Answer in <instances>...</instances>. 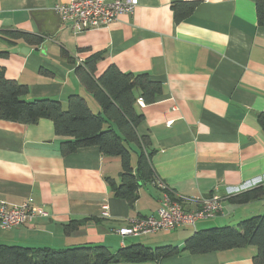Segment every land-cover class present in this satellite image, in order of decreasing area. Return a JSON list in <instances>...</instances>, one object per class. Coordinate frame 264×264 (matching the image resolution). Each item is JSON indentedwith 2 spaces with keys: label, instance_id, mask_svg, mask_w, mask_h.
I'll return each mask as SVG.
<instances>
[{
  "label": "crops",
  "instance_id": "crops-1",
  "mask_svg": "<svg viewBox=\"0 0 264 264\" xmlns=\"http://www.w3.org/2000/svg\"><path fill=\"white\" fill-rule=\"evenodd\" d=\"M63 1L0 0V52L8 53L0 57L4 77L27 86V102L51 99L65 108L68 96L80 95L93 113L100 109L75 75L92 54L104 52L96 77L114 65L123 73L158 80L161 96L151 105H136L143 115L136 130L150 142L143 151H153L149 162L156 179L186 211L213 196L223 209L212 219L197 221L194 229L124 238L121 245L118 228L158 209L156 186L140 187L130 207L114 197L106 182L119 184V158L105 157L96 147L62 156L63 139L49 120L34 125L0 120V201L20 205L32 199L48 214L15 229H0V245L54 250L103 245L112 253L134 244L181 249L194 232L236 227L261 215L264 197L244 204L231 199L264 183V132L257 122L264 113V26L258 25L255 0H137L132 15L77 35L54 13ZM177 1L197 2L179 24L171 10ZM11 31L37 35L42 44L29 46L4 36ZM19 48L28 52H14ZM134 150L133 169L139 152ZM242 186L250 187L227 194ZM103 206L107 217H102ZM86 218L98 222L89 220L64 232L70 221ZM256 254L254 246L196 256L181 251L139 264H253Z\"/></svg>",
  "mask_w": 264,
  "mask_h": 264
},
{
  "label": "trees",
  "instance_id": "trees-1",
  "mask_svg": "<svg viewBox=\"0 0 264 264\" xmlns=\"http://www.w3.org/2000/svg\"><path fill=\"white\" fill-rule=\"evenodd\" d=\"M196 1H177L171 5L174 22L181 23L192 15ZM257 22L264 26V0H255ZM11 40H21L29 46L38 47L42 38L30 33L11 31L4 33ZM67 56L65 53H62ZM7 52H0L6 57ZM104 52L92 54L75 70V75L100 111L93 113L84 97L70 95L65 108L57 100L41 99L31 102L24 100L28 88L16 81L7 80L0 71V120L22 125H34L45 119L52 123L54 134L63 140L60 153L66 156L82 148L96 147L105 157L120 159V182L111 179L106 182L114 197L132 207L138 200V190L152 185L155 174L149 162L151 152L145 153L150 142L146 136L137 133V126L143 115L136 109L137 101L151 105L162 94V84L147 74L123 73L110 65L96 77V65ZM138 106V105H137ZM257 122L264 132V113L257 115ZM137 148L136 165L131 166V153ZM264 197V184L237 194L231 198L235 203L244 204ZM86 218L72 220L64 225L66 234L83 226ZM254 246L257 254L253 264H264V214L240 221L236 227L223 226L194 232L185 240L181 249L171 246L156 248L134 244L112 253L103 245L78 246L54 250L51 248H29L0 245V264H120L160 262L181 251L204 255L219 251Z\"/></svg>",
  "mask_w": 264,
  "mask_h": 264
},
{
  "label": "built area",
  "instance_id": "built-area-1",
  "mask_svg": "<svg viewBox=\"0 0 264 264\" xmlns=\"http://www.w3.org/2000/svg\"><path fill=\"white\" fill-rule=\"evenodd\" d=\"M138 5L137 0H64L54 7V13L60 22L66 24L73 34L105 28L121 15H132ZM138 106H143L140 100ZM260 182V181H258ZM160 191V201L155 214L130 221L116 230L123 245L124 238H137L160 232H171L182 227H195L197 221L212 219L222 212V204L217 196L202 200L198 208L186 211L170 197L166 186L155 177L153 183ZM264 184V183H263ZM250 186L227 190L230 196ZM242 193V192H241ZM102 217H107V207L102 208ZM48 214L27 199L20 205H9L0 201V229L11 230L21 227L35 217H47Z\"/></svg>",
  "mask_w": 264,
  "mask_h": 264
},
{
  "label": "water",
  "instance_id": "water-1",
  "mask_svg": "<svg viewBox=\"0 0 264 264\" xmlns=\"http://www.w3.org/2000/svg\"><path fill=\"white\" fill-rule=\"evenodd\" d=\"M19 51L21 53L28 52V49L25 48H19L18 50H15L14 52Z\"/></svg>",
  "mask_w": 264,
  "mask_h": 264
},
{
  "label": "rangeland",
  "instance_id": "rangeland-1",
  "mask_svg": "<svg viewBox=\"0 0 264 264\" xmlns=\"http://www.w3.org/2000/svg\"><path fill=\"white\" fill-rule=\"evenodd\" d=\"M131 155H132V159L134 160V158H135L134 152H132ZM260 214H264V207H263V209H261V213Z\"/></svg>",
  "mask_w": 264,
  "mask_h": 264
}]
</instances>
